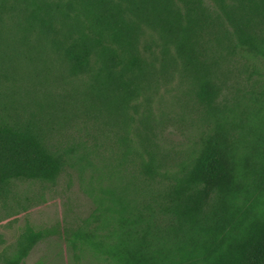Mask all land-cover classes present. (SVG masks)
<instances>
[{"label": "trees", "instance_id": "obj_1", "mask_svg": "<svg viewBox=\"0 0 264 264\" xmlns=\"http://www.w3.org/2000/svg\"><path fill=\"white\" fill-rule=\"evenodd\" d=\"M62 178L89 213L35 227ZM0 210V264L59 229L98 264H264V0H0Z\"/></svg>", "mask_w": 264, "mask_h": 264}, {"label": "rangeland", "instance_id": "obj_2", "mask_svg": "<svg viewBox=\"0 0 264 264\" xmlns=\"http://www.w3.org/2000/svg\"><path fill=\"white\" fill-rule=\"evenodd\" d=\"M26 187L24 184L22 188ZM91 209L90 199L84 195L77 183L67 186L62 178L55 191L47 195V203L35 207L29 219L35 227L52 228L69 226L72 228L80 218L87 216ZM4 211L0 210V250L13 243L25 223V215L12 227L2 221ZM90 254L74 249L59 232L39 242L21 264H98Z\"/></svg>", "mask_w": 264, "mask_h": 264}]
</instances>
